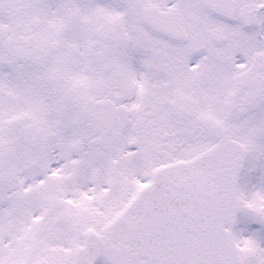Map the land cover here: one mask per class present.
<instances>
[{"label": "snow or ice", "instance_id": "snow-or-ice-1", "mask_svg": "<svg viewBox=\"0 0 264 264\" xmlns=\"http://www.w3.org/2000/svg\"><path fill=\"white\" fill-rule=\"evenodd\" d=\"M0 264H264V0H0Z\"/></svg>", "mask_w": 264, "mask_h": 264}]
</instances>
